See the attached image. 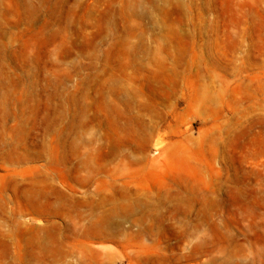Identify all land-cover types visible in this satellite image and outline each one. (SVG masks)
Wrapping results in <instances>:
<instances>
[{"label": "rangeland", "instance_id": "1", "mask_svg": "<svg viewBox=\"0 0 264 264\" xmlns=\"http://www.w3.org/2000/svg\"><path fill=\"white\" fill-rule=\"evenodd\" d=\"M0 264H264V0H0Z\"/></svg>", "mask_w": 264, "mask_h": 264}]
</instances>
